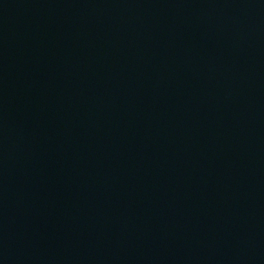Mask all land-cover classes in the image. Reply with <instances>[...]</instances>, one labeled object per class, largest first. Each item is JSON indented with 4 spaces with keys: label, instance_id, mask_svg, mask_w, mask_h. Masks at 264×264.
Here are the masks:
<instances>
[{
    "label": "water",
    "instance_id": "water-1",
    "mask_svg": "<svg viewBox=\"0 0 264 264\" xmlns=\"http://www.w3.org/2000/svg\"><path fill=\"white\" fill-rule=\"evenodd\" d=\"M0 264H264V0H0Z\"/></svg>",
    "mask_w": 264,
    "mask_h": 264
}]
</instances>
